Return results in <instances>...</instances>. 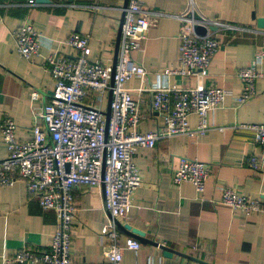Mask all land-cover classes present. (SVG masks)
I'll list each match as a JSON object with an SVG mask.
<instances>
[{"label": "crops", "instance_id": "obj_1", "mask_svg": "<svg viewBox=\"0 0 264 264\" xmlns=\"http://www.w3.org/2000/svg\"><path fill=\"white\" fill-rule=\"evenodd\" d=\"M27 2L0 0V119L8 117L16 123L15 137L19 141L31 139L33 126L40 123L36 114L51 98L54 84L45 66L46 58L51 53L73 58L74 51L64 41L78 32L89 37V61L113 67L124 6V0ZM191 3L193 16L239 30L213 26L217 29L211 32L208 28L219 48L201 79L177 74L166 78V70L177 68L179 36L185 25L173 16L185 13L189 1L143 0L150 13L148 30L131 59L144 68L146 77L132 78L126 84L138 103V131L145 134L163 125L151 106L154 88L202 83L223 89L228 95L209 111V129L204 136H175L157 141L153 148L140 147L133 154L142 185L133 194L126 217L116 221L142 232L146 242L117 229L121 246L128 238L140 243L139 250L123 252L121 264H198L188 257L207 264H264V212L245 215L220 203L221 189L230 188L260 198L264 208V172L249 166L251 157L264 160V146L255 144L250 132L235 128L239 124H264V64L256 65L260 77L254 85L255 96L244 103L237 101L242 94L238 72L252 66L254 57L264 52V28L257 27V20L264 19V0ZM27 23H32L42 37L39 56L31 61L16 53L13 36ZM34 92L38 94L35 100ZM108 100L106 92L94 106L106 112ZM85 102L93 104L90 97ZM188 123L195 130L197 116L191 115ZM6 157L0 135V160ZM180 158L206 164L209 175L202 194L189 183L172 184L171 173ZM73 196L76 212L71 226V259L101 264L108 242L103 230L107 214L102 193L97 187L79 186ZM55 229V213L42 210L38 198L28 195L23 181L0 186V264H11L4 258L22 248L48 250ZM161 246L168 248L171 256Z\"/></svg>", "mask_w": 264, "mask_h": 264}, {"label": "built area", "instance_id": "obj_2", "mask_svg": "<svg viewBox=\"0 0 264 264\" xmlns=\"http://www.w3.org/2000/svg\"><path fill=\"white\" fill-rule=\"evenodd\" d=\"M183 14L173 16L185 23L179 36L177 68L166 70L164 76L180 75L197 80L204 76L219 45L208 31L209 26L239 30L221 22L195 21L188 17L192 3ZM29 5L35 0H28ZM123 21L115 68L90 62L89 37L78 32L70 34L64 45L71 48L73 59L51 53L45 66L53 80L50 100L36 114L39 124L32 128V137L19 141L15 137L16 123L11 118L0 119V135L7 157L0 160V186L8 187L23 181L28 195L38 198L42 210L56 216V229L48 250L38 252L22 248L4 258L11 264H89L71 259V226L76 212L73 190L79 186L97 187L104 198L107 219L103 227L108 242L101 264H121L124 251H137L140 243L126 239L119 244L116 220L124 219L131 207L132 196L142 185L140 173L132 161L138 148H153L157 141L175 136H204L209 129L207 115L219 106L228 93L220 88L198 83L194 87L161 86L152 89V109L162 118L157 130L142 134L138 103L126 84L132 78L146 77L144 68L131 59L146 39L148 13L143 0H128L122 8ZM2 18L0 17V25ZM207 29L205 35L194 33V25ZM16 53L31 61L39 56L42 37L32 23L23 24L14 33ZM264 64V52L254 57L252 66L241 69L238 79L244 103L255 96V82L260 77L256 65ZM111 94L110 117L106 126L105 111L94 106L104 93ZM91 98L93 104L85 100ZM38 98L36 92L32 99ZM196 115L198 125L189 127L188 118ZM236 129L251 133L252 140L264 146V124H239ZM217 130L222 131L223 128ZM249 166L264 172V160L251 157ZM174 186L189 183L198 194L205 190L208 177L206 164L180 158L172 170ZM220 203L245 215L264 212L260 198L241 195L230 188L221 189ZM159 245V244H158Z\"/></svg>", "mask_w": 264, "mask_h": 264}, {"label": "water", "instance_id": "obj_3", "mask_svg": "<svg viewBox=\"0 0 264 264\" xmlns=\"http://www.w3.org/2000/svg\"><path fill=\"white\" fill-rule=\"evenodd\" d=\"M47 0H35V3H46ZM127 2L128 0H124V6L123 8H125L127 6ZM193 17L194 20L196 21H201L203 20L200 16L195 15L193 16L191 13L188 14V17ZM122 21H123V14H122V18L120 21V25H119V31H118V35H117V42H116V47H115V54H114V62H113V69L115 68L116 62H117V55H118V46H119V40H120V35H121V25H122ZM257 27L263 29L264 28V19H258L257 20ZM217 28L213 27V26H209V30L211 32L216 31ZM194 33L196 35H200L203 36L206 34V29L200 25H194L193 27ZM73 59V58H70ZM110 102H111V94L109 93V100H108V108L105 112V116H106V126L108 125V121H109V117H110ZM116 227L119 231L127 234L128 236L134 237L136 239H138L141 242H146V240L144 239V234L136 229H132L130 226H121L118 224L117 221H115ZM148 243V242H147ZM161 249L165 252L166 255L171 256V253L169 252L168 248H166L165 246H161ZM188 259L193 260L194 262L198 263V264H207L204 263L200 260L194 259V258H190L188 257Z\"/></svg>", "mask_w": 264, "mask_h": 264}]
</instances>
